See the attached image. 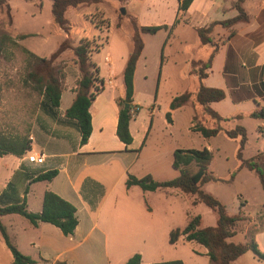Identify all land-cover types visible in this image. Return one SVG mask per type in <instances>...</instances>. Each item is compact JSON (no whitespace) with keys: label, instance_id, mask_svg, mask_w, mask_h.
Returning a JSON list of instances; mask_svg holds the SVG:
<instances>
[{"label":"crops","instance_id":"0c3cea01","mask_svg":"<svg viewBox=\"0 0 264 264\" xmlns=\"http://www.w3.org/2000/svg\"><path fill=\"white\" fill-rule=\"evenodd\" d=\"M34 1H39L41 8L47 0ZM49 1L52 12V0ZM149 1L142 0L138 5L135 0H128L122 8L123 13L125 9L128 10L133 27V21L139 27L165 26L156 34L143 35L144 50L135 74L134 108L138 111L130 122L133 143L126 146L117 135L118 100L125 94L123 72L133 48L120 60L110 55L102 58L101 55L105 46L111 43L110 30L113 27L122 29L124 21L121 22L119 18L118 21L110 22L106 43L97 52L91 53V60L98 68L96 86L99 92L90 108L92 134L89 141L84 145L81 143L77 121L65 115L76 98V83L79 79V70L73 61L63 68L66 77L60 107L53 108L42 97L41 109L31 124L28 138H25L30 142L31 149L22 156L10 153L0 158L1 207L25 201L28 211L39 213L42 211L45 192L52 191L77 209L79 223L72 236H65L58 227L49 223L33 226L18 214L2 217L7 232L6 221L11 229V234L8 232L11 240L23 254L35 260V264H126L136 253L141 254L143 264L160 262L159 253L164 244H170V233L187 223L184 209L182 218L186 222L180 227V191L172 188L144 191L136 185L127 187V180L131 174L138 178L152 175L154 179L163 181L150 172L140 173L146 166L142 151L155 131L156 116H161L162 125L171 134L180 109H193V104L188 103L173 112L172 124L167 122L168 106L178 94H171L167 99L168 104L167 101L161 104L160 92L164 88L167 91L174 89V83L178 81L175 77L181 75L185 81L196 85L195 91L187 89V92L196 93L201 83L207 88L223 90L225 98L210 103L209 107L221 117L230 118L228 123L234 126L246 128L248 120L252 119L251 113L264 108V0H246L244 7L251 14L248 24H238L233 29L215 28L212 37L215 43L220 44V48L202 81L193 71L192 63L207 62L213 47L201 44L197 29L236 17L238 12L233 8L235 0H193L186 11L179 10V0L178 7L176 0H170L173 11L177 8L175 18L174 12L167 16L164 8ZM102 4L69 8L66 17L70 21L71 31L69 34L64 32L63 40L69 38L75 46L82 40H89L92 44L101 41L104 30L87 18L92 12L87 10H96ZM179 26L180 46H174ZM187 32L197 36L193 43L187 40ZM31 33L35 35L38 32ZM149 37L151 40L146 39ZM153 38L156 40L153 41ZM148 42L153 43L152 57L148 55ZM203 52L207 55L205 60ZM179 53L183 69L181 73H174L176 54ZM67 56L69 53L64 52L60 60ZM143 86L145 89L148 86L153 98L148 105H143L139 96ZM196 110L204 112L199 105ZM238 115L242 118L237 119ZM256 120L261 123L256 126L258 128L254 136L262 142L259 151H264V120ZM18 140L23 141L24 138ZM137 140L139 145L136 144ZM249 144L248 138L245 150ZM207 148L212 150L210 145ZM32 154L44 155V163L38 165L29 162L28 156ZM54 170L58 174L53 180H37L40 175ZM0 238L3 241L0 243V264H13V256L1 232ZM204 255L209 264L207 250ZM239 259L237 264H240ZM255 260L252 257L249 263L256 264Z\"/></svg>","mask_w":264,"mask_h":264},{"label":"trees","instance_id":"16d2710c","mask_svg":"<svg viewBox=\"0 0 264 264\" xmlns=\"http://www.w3.org/2000/svg\"><path fill=\"white\" fill-rule=\"evenodd\" d=\"M11 0H0V11L11 15ZM34 1V0H24ZM108 0H52V15L54 22L67 34L71 31V24L66 17L69 8L81 6H90L100 4ZM125 2L128 0H118ZM193 0H179V10L186 11ZM246 0H235L233 8L237 10L238 15L234 18L218 21L210 24L208 27L197 29V34L203 46L211 45L213 51L207 62L193 61V70H196L200 80L207 76L206 70L210 69L213 59L219 51L220 44L213 41L212 34L216 27L224 29H233L238 24H248L251 20V14L244 7ZM121 18V17H120ZM134 33L132 37L133 49L129 54L124 72L123 81L125 87L124 97L118 100L119 119L117 126V135L119 139L129 146L133 143V136L130 132V122L133 120L132 113L135 105V74L137 65L144 50V34H156L165 26H142L139 27L136 21H133ZM96 26L100 27L96 24ZM119 26V23H118ZM234 30L232 31V34ZM29 35H19L18 40L26 39ZM16 44V40L9 34L0 32V57L6 51L8 45ZM27 54L26 75L24 83L33 91L41 95L53 108L60 107L61 98L64 91V81L66 73L62 67L56 64V61L66 51H71L75 57L74 62L79 70V79L77 80L76 98L71 107L66 111L68 118L77 121L80 133L81 143L86 144L92 134V116L90 108L99 88L96 86L98 81V68L91 60L92 42L82 40L78 45H74L71 39L62 41L59 47L49 58L40 57L37 54L23 49ZM194 98L197 105L202 106L209 120L213 121L215 126H210L206 121H202L197 116L193 117L190 130L200 134L204 139L209 140L217 137L221 132L230 138L238 141L239 147L237 158L240 161L239 167L231 174L230 180L242 169L252 172L259 180L264 190V151H259L255 156L244 159L243 151L248 143V133L244 126L237 125L232 129L224 130L221 123H228L231 119L221 117L217 112L209 107L212 102L221 101L225 98L223 90L207 88L202 83L196 93L185 92L175 96L166 113V120L169 124L173 123V112L184 107ZM137 113V112H136ZM254 119L264 120V108H260L250 115ZM242 118L241 115L236 117ZM208 120V119H207ZM30 142L10 140L0 137V158L6 154L24 155L30 150ZM212 152L207 148L198 149H176L173 153V168L179 171V176L167 181L155 180L151 175L138 178L129 175L127 187L139 186L144 191H158L165 189H176L185 196L194 198L188 199L192 207L204 204L210 208L216 215L217 221L214 226H203L202 215H187V223L182 229H175L170 233V243L175 244L183 236L187 242H195L207 250L209 264H237L236 261L247 252H252L256 258L264 261V254L258 250L254 241L245 243H235L230 241L236 235V228L239 222L244 220L241 212L231 214L226 205L212 194L205 192L202 186L205 183L219 181L213 173L209 172V166L212 162ZM191 166L195 170H191ZM58 174V171H50L38 177V181H51ZM226 181V182H229ZM77 209L70 202L64 200L52 191H46L43 199L42 211L33 213L27 210L26 202L11 206H0V232L4 242L13 256V264H35L36 261L30 256L23 254L16 244L11 240L6 227L2 223V217L10 214H18L24 217L33 226L40 223H49L58 227L65 236H72L78 226ZM65 264V263H56ZM126 264H143L142 256L139 253L133 255ZM152 264H185L182 260L162 261Z\"/></svg>","mask_w":264,"mask_h":264},{"label":"rangeland","instance_id":"374dc122","mask_svg":"<svg viewBox=\"0 0 264 264\" xmlns=\"http://www.w3.org/2000/svg\"><path fill=\"white\" fill-rule=\"evenodd\" d=\"M135 1L138 5L142 3V0ZM152 2H154V5L164 8L167 16L172 15L174 12V18L176 17L178 0H176L177 6L175 7V11H173L170 0H168V2L164 0L149 1V3ZM33 3L23 0H12L10 2L12 6L11 22L8 14L5 11H0V32L9 33L16 40V44L8 45L6 51L0 57V137L15 141H21L18 140L21 138H28V131L36 117L37 111L41 109L40 105L42 101L41 95L24 83L27 54L23 49H28L39 56L49 58L65 37L64 31L54 23L50 1H44L41 8L39 7V1H33ZM124 5L125 2L108 0L104 2V4L97 6L96 10L94 8L87 10L92 11L90 15H87V18L91 19L93 23L99 25L104 30L101 41L92 44V52H97L101 45L106 43L110 22L113 23L114 20L118 21L120 17L121 22L124 21L121 30L115 27L110 30L109 37L111 43L109 46H105L101 54L102 58H105L106 55H110L120 60L122 56L133 48L132 37L134 27L130 21L132 18L128 10L125 9V13L122 11ZM83 10L86 11L84 8ZM32 14H34V17H31ZM73 17H75L74 14ZM32 31L38 33L34 35V33H31ZM22 34H28L29 36L26 39L18 40L19 35ZM176 35L177 42L174 46H180V26ZM185 36L190 43H193L196 39L195 37H197L191 32H187ZM150 38L151 37L146 39L151 40ZM154 40L156 39L153 38V41ZM148 44V55L150 54L152 57L153 43L150 44L148 42ZM66 52L69 53L67 58L60 60V57L56 61V64L62 68L74 61L73 53L71 51ZM176 57L173 72L177 73L180 71L181 73L183 64L180 62V53L176 54ZM202 57L205 60L207 58L206 53L203 52ZM175 78H177L178 81L174 83V89L167 91L168 89L164 88L161 90V104L166 101L168 104L167 99L171 94L181 95L187 92V89L190 91L196 90V85L193 86L188 80L185 81L181 75ZM139 96L143 105H148V103L153 100L150 96L148 86L147 89H145L144 86L140 88ZM189 103L193 104L192 107L194 111L191 107L180 109L178 114H176V125L171 134L162 125L161 116H156L155 131L152 133L147 145L142 151V159L145 161L146 166L140 173L150 172L163 181L172 180L179 175V171L172 166L174 150H201L207 147V145H210L213 158L208 170L220 180L205 183L202 188L205 192L212 194L226 205L231 214H238L241 212V215L244 217V220L239 222L236 228V235L232 237L230 241L235 243L254 241L258 246V250L264 254V190L258 178L247 169H242L237 173L233 181H229L231 174L240 165V161L237 158L238 141L228 138L224 132L209 140L204 139L198 133L192 132L190 128L192 126L191 122L193 116H197L202 121H206L210 126L215 125L213 121L209 120V117L205 113L196 110L197 103L194 102L193 97ZM167 106L165 107L166 111L169 107ZM260 123V120L252 118L249 119L246 124L250 144L247 150H245V152L243 151L244 159L255 156L260 150L259 146L262 142L257 140L254 136L258 128L256 126L260 125ZM221 126L224 130L235 127L232 123H221ZM250 132L252 135H250ZM136 144L139 145V140H137ZM191 170H195V167L191 166ZM179 195L180 227L186 222V220L182 218L184 209L186 217L188 214L202 215L203 226L215 225L217 215L210 208L204 204L198 207H192L187 199L194 198L187 197L182 192H180ZM5 225L8 228V232L11 234V229L7 221ZM9 236L11 237V235ZM0 243H3L1 238ZM205 252V247L195 242H187L185 238L181 236L175 244L170 243L162 246V250L159 253L161 255L159 261L182 260L185 264H207V258L204 255ZM253 255L252 252H247L241 256L239 263L250 264L249 262L252 261V257H255V262L257 261L256 264H264V261L259 260Z\"/></svg>","mask_w":264,"mask_h":264},{"label":"built area","instance_id":"2783aa9c","mask_svg":"<svg viewBox=\"0 0 264 264\" xmlns=\"http://www.w3.org/2000/svg\"><path fill=\"white\" fill-rule=\"evenodd\" d=\"M138 111L137 108H134L132 113L134 115V113H136ZM45 160V156L42 154H32L28 156V161L31 163H35V164H43Z\"/></svg>","mask_w":264,"mask_h":264}]
</instances>
